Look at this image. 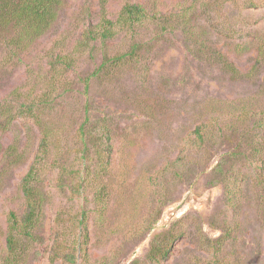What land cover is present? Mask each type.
<instances>
[{"label": "rangeland", "instance_id": "obj_1", "mask_svg": "<svg viewBox=\"0 0 264 264\" xmlns=\"http://www.w3.org/2000/svg\"><path fill=\"white\" fill-rule=\"evenodd\" d=\"M127 2L166 13L167 29L154 21L119 31L107 48L117 62L92 76L105 47H80L83 33L116 20ZM262 49L264 0H64L28 50L0 40V103L11 109L0 119V263L9 212L26 209L21 182L42 141L40 118L56 136L26 264H264ZM84 123L97 128L101 158L84 146ZM84 212L87 255L78 252ZM58 216L62 252L76 262L52 260ZM156 238L171 246L161 263L148 260Z\"/></svg>", "mask_w": 264, "mask_h": 264}, {"label": "trees", "instance_id": "obj_2", "mask_svg": "<svg viewBox=\"0 0 264 264\" xmlns=\"http://www.w3.org/2000/svg\"><path fill=\"white\" fill-rule=\"evenodd\" d=\"M102 1L106 3L108 0ZM63 4L64 0H0V40H3L8 47L15 51L28 50L38 38L49 31L58 19L59 10ZM167 20L168 15L166 13H161L160 15L149 14L145 6L133 2L124 4L116 20L103 17L101 22L83 33L80 43V47H83L87 45L88 41H100L105 47L106 64L104 62L103 66L98 68L92 76L97 75L104 69L107 62H117L119 57L109 56L107 48L109 46L108 41L114 39L119 31H133L139 25L144 27L147 23L154 21L162 24L166 30L167 28L164 25ZM138 47V43L134 44L131 52L135 54ZM263 54L264 49L260 52V55ZM61 59L67 64L72 61V57L69 55H65ZM257 61L260 62L261 59ZM222 62L230 71L237 72V69L226 59L222 60ZM90 78L91 76L85 78L86 88L89 86ZM45 101L41 98L37 103L43 104ZM37 103L33 101L32 104L26 105V109L33 110V106L37 105ZM87 110L89 111V109ZM0 119L8 121L11 119V109L5 103H0ZM38 119L37 123L43 131L42 141L33 163L21 182L26 209L22 214L15 210L9 212L6 232V255L0 264H26L30 244L38 239V229L44 218V208L48 200V193L45 190L44 182L51 167H53L49 160V149L55 141L56 131L45 120ZM94 132H97V128H90L84 123L81 127L80 135L84 146L87 145L88 147L89 143H91L96 149V154L101 158L103 150L97 145ZM200 137L203 142L205 137L203 134ZM258 185L263 195L264 181H260ZM96 193L98 201H106L107 192L104 186H100L96 190ZM105 207L106 204L102 207V213H104ZM64 222L65 220L61 216H58L56 219L57 225L55 227L56 231H54L53 254L51 257L52 260H55L57 257H63L67 262H76V254L73 251L67 254H63L62 252L66 246L64 240L58 237L60 235L58 225ZM62 225L60 226L62 230L68 229L66 224ZM79 225L81 226L82 241L80 242L78 252L82 255L83 253L87 255V243L90 231L86 212L79 219ZM218 241L221 242V238ZM170 247L168 240L154 239L148 253V260L153 263H161L167 260L170 256Z\"/></svg>", "mask_w": 264, "mask_h": 264}]
</instances>
